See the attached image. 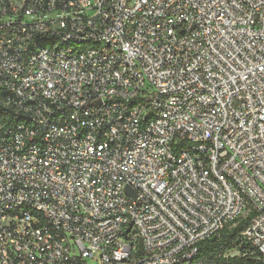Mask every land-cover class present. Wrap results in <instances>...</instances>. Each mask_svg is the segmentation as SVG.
Instances as JSON below:
<instances>
[{
    "label": "built area",
    "instance_id": "2783aa9c",
    "mask_svg": "<svg viewBox=\"0 0 264 264\" xmlns=\"http://www.w3.org/2000/svg\"><path fill=\"white\" fill-rule=\"evenodd\" d=\"M0 105V264H264V0H0Z\"/></svg>",
    "mask_w": 264,
    "mask_h": 264
},
{
    "label": "trees",
    "instance_id": "16d2710c",
    "mask_svg": "<svg viewBox=\"0 0 264 264\" xmlns=\"http://www.w3.org/2000/svg\"><path fill=\"white\" fill-rule=\"evenodd\" d=\"M15 123L12 111L0 105V132ZM244 222L232 229H224L220 238H211L200 244L199 261L202 264H226L227 259L223 258L226 250L235 246L237 234L240 232ZM229 264H251L245 258L234 257L229 259Z\"/></svg>",
    "mask_w": 264,
    "mask_h": 264
},
{
    "label": "water",
    "instance_id": "95a60500",
    "mask_svg": "<svg viewBox=\"0 0 264 264\" xmlns=\"http://www.w3.org/2000/svg\"><path fill=\"white\" fill-rule=\"evenodd\" d=\"M125 189H126L127 193H132V191H131V189L129 187H126Z\"/></svg>",
    "mask_w": 264,
    "mask_h": 264
},
{
    "label": "rangeland",
    "instance_id": "374dc122",
    "mask_svg": "<svg viewBox=\"0 0 264 264\" xmlns=\"http://www.w3.org/2000/svg\"><path fill=\"white\" fill-rule=\"evenodd\" d=\"M90 264H96L95 262H91Z\"/></svg>",
    "mask_w": 264,
    "mask_h": 264
}]
</instances>
